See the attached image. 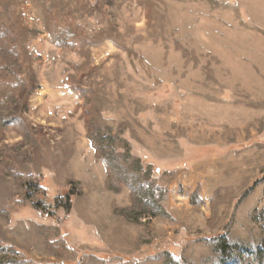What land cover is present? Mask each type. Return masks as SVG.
<instances>
[{"label":"rangeland","instance_id":"obj_1","mask_svg":"<svg viewBox=\"0 0 264 264\" xmlns=\"http://www.w3.org/2000/svg\"><path fill=\"white\" fill-rule=\"evenodd\" d=\"M0 26L32 87L0 128V245L17 264H264V0H0ZM96 134L133 173L140 160L168 216L116 212L129 188ZM27 176L52 217L11 206ZM70 183L69 212L54 208Z\"/></svg>","mask_w":264,"mask_h":264},{"label":"trees","instance_id":"obj_2","mask_svg":"<svg viewBox=\"0 0 264 264\" xmlns=\"http://www.w3.org/2000/svg\"><path fill=\"white\" fill-rule=\"evenodd\" d=\"M58 30L64 46L70 47L73 44V40L78 35V30L70 25L61 26ZM0 56H3L9 61L7 67L9 73L8 78L6 81L0 83V128H2L16 122V119L11 114H4L2 109L4 104H13L15 106L14 110H17V104L30 93L32 87L28 89L23 80L19 77L21 53L15 45V40L11 33L2 26H0ZM104 140V136L99 134L91 138V142L104 166L119 182L126 184L129 188L130 208L126 210L121 209L116 212L132 222H140L142 219H146L145 222H147L150 218L156 216H168V213L160 203L161 197L158 195L159 193H157L158 189L152 182L147 181L148 171H143L144 169L140 160H133V173L121 165L116 155H111L109 151H106L109 150V148L103 145ZM135 172H138V175H136ZM43 181L44 179L42 176L36 178L27 176L22 178L24 197L22 199L12 200L10 202L11 206L23 207L25 205V200H30L34 209L48 217H52L53 213L45 203L42 200L34 198L37 194L43 192ZM78 194L79 191H77L76 186L70 183L62 196L55 197L54 208H63L65 212H69L73 196ZM218 248L221 250L222 254L228 256L231 254V251H236L239 246H228L224 237H221ZM21 261L22 260L13 249H8L4 245H0V264H17ZM166 264L176 263L168 257V259H166Z\"/></svg>","mask_w":264,"mask_h":264}]
</instances>
